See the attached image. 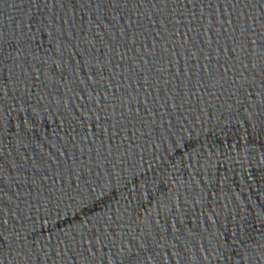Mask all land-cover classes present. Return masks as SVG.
Returning <instances> with one entry per match:
<instances>
[{"label":"water","instance_id":"water-1","mask_svg":"<svg viewBox=\"0 0 264 264\" xmlns=\"http://www.w3.org/2000/svg\"><path fill=\"white\" fill-rule=\"evenodd\" d=\"M0 264H264V0H0Z\"/></svg>","mask_w":264,"mask_h":264}]
</instances>
